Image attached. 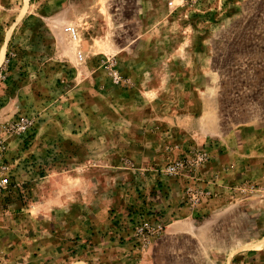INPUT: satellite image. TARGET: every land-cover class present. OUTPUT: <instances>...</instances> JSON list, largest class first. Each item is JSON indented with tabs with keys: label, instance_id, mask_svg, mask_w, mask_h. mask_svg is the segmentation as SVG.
<instances>
[{
	"label": "rangeland",
	"instance_id": "374dc122",
	"mask_svg": "<svg viewBox=\"0 0 264 264\" xmlns=\"http://www.w3.org/2000/svg\"><path fill=\"white\" fill-rule=\"evenodd\" d=\"M0 142L13 252L264 264V0H0Z\"/></svg>",
	"mask_w": 264,
	"mask_h": 264
},
{
	"label": "crops",
	"instance_id": "0c3cea01",
	"mask_svg": "<svg viewBox=\"0 0 264 264\" xmlns=\"http://www.w3.org/2000/svg\"><path fill=\"white\" fill-rule=\"evenodd\" d=\"M230 154H226L223 155L221 157L218 158L219 160V164H225L227 165L228 161V157ZM238 172V171H237ZM174 191L175 190H168L167 192L170 194L168 197L167 201H163L161 205L165 206L167 211L169 210V205H173L174 204ZM177 199V198H176ZM57 203V204H55ZM54 205H57V207L61 206V203L58 201L54 202ZM56 207V206H55ZM55 208L52 207V212ZM178 209V213H179ZM51 212V215H52ZM184 211L182 210V213ZM177 217H179V215H177ZM175 217V218H177ZM49 223H48V228L52 227L54 224V220H52V217L48 219ZM52 220V221H51ZM3 217L0 216V225L3 224ZM40 231H44V229L40 230ZM3 232V231H2ZM41 234V233H40ZM47 237V238H46ZM50 236H44L42 234V239H48L49 241ZM108 239V237H106ZM60 240L62 239L63 241V237L59 238ZM65 239V238H64ZM36 240L32 239V242L30 243H34L32 244V248L30 249V252H13L12 249L13 247H15L14 240L12 238V236H5L2 235L0 236V261H3V264H48V259H50V255H51V248H49V242L44 243V244H36ZM51 245V244H50ZM124 246V245H122ZM6 247V248H5ZM111 247H114L113 244ZM5 248V249H3ZM118 249V248H117ZM255 252H258L257 255H260V252H264V248H262L261 250H256ZM56 253V252H55ZM52 254H54V252H52ZM55 255V254H54ZM21 260H24L21 262Z\"/></svg>",
	"mask_w": 264,
	"mask_h": 264
},
{
	"label": "built area",
	"instance_id": "2783aa9c",
	"mask_svg": "<svg viewBox=\"0 0 264 264\" xmlns=\"http://www.w3.org/2000/svg\"><path fill=\"white\" fill-rule=\"evenodd\" d=\"M67 32L71 39L77 40L78 39V32L75 28L69 27L67 29ZM79 61H83L84 57L81 52L78 54ZM8 166L6 164L5 160V147L0 142V194L7 189V187L10 185V179L7 174ZM169 173L175 175L177 173V168L175 166H171L169 168Z\"/></svg>",
	"mask_w": 264,
	"mask_h": 264
}]
</instances>
